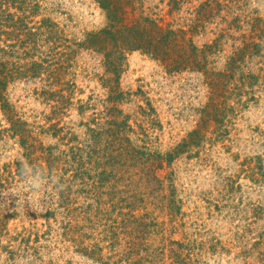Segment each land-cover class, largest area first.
<instances>
[{"label": "rangeland", "instance_id": "1", "mask_svg": "<svg viewBox=\"0 0 264 264\" xmlns=\"http://www.w3.org/2000/svg\"><path fill=\"white\" fill-rule=\"evenodd\" d=\"M29 1L33 49L1 82L0 264H264V0H131L125 23L172 24L167 59L89 45L95 0Z\"/></svg>", "mask_w": 264, "mask_h": 264}, {"label": "trees", "instance_id": "2", "mask_svg": "<svg viewBox=\"0 0 264 264\" xmlns=\"http://www.w3.org/2000/svg\"><path fill=\"white\" fill-rule=\"evenodd\" d=\"M95 1L106 12L109 30L100 33V37L89 40V45L101 47L104 45L103 47H106V43L110 39L113 41L112 47L119 55H123L125 51L140 50L152 55L155 59H167L171 56L174 36L177 35L171 29L172 24L167 23L165 27H161L159 23H163L162 19H152L153 15L145 14L143 10L139 17L125 23L127 18H125L124 7L131 6V0ZM31 7L35 6L30 5L29 0H0V30H2L0 35L6 37L3 40L6 45L0 46V77L6 72L0 78V94H2L1 82L6 81L7 77L11 78L13 73H18L17 71L22 68L18 64L19 59L28 55L32 47L31 44L34 42L36 34L28 26L26 15L32 11ZM135 10V8L131 9L133 12ZM7 41H15V43L7 44ZM17 53L20 58L13 60L15 55H18Z\"/></svg>", "mask_w": 264, "mask_h": 264}]
</instances>
